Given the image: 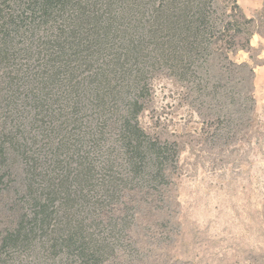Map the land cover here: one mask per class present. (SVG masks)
<instances>
[{"label":"rangeland","instance_id":"rangeland-1","mask_svg":"<svg viewBox=\"0 0 264 264\" xmlns=\"http://www.w3.org/2000/svg\"><path fill=\"white\" fill-rule=\"evenodd\" d=\"M23 1L0 18V264H264V0Z\"/></svg>","mask_w":264,"mask_h":264},{"label":"trees","instance_id":"trees-1","mask_svg":"<svg viewBox=\"0 0 264 264\" xmlns=\"http://www.w3.org/2000/svg\"><path fill=\"white\" fill-rule=\"evenodd\" d=\"M101 0H97V2H99ZM22 2H24L23 0H0V18L2 17L1 13L7 9H5V7H9L10 9H12V11L14 10H19L22 8ZM52 0H25V3H28V6H30V9H34L35 5L40 4L41 7H45V4L47 3H51ZM86 2V0H85ZM87 3V2H86ZM90 3V2H89ZM7 7V8H8ZM26 10H29V8H26ZM74 12H75V20L76 21V25H77V37H76V41L77 43H79L80 41H83V43L85 45H80V46H85L86 49H90L92 48V46L97 47L96 52L100 51V53L104 52L106 48L110 47L111 45V41H110V33H111V22H107L103 23L101 21H103V17H99L98 15H94V13H92L91 15L86 13L84 10L80 9V5L77 8H74ZM106 19V18H104ZM109 19H111V17H109ZM34 40V38L32 39ZM11 42L10 38L8 36L6 37H0V56L1 54H7L9 49V43ZM32 43H36V41H32ZM126 47H128V51H132L131 48H129V45H126ZM99 53V54H100ZM118 74L117 72L114 74L116 75ZM76 102H78V99ZM91 100V99H90ZM76 104V103H75ZM74 104V105H75ZM136 156V155H135ZM140 157L136 156V158L138 157V161H135V163H139V165H141V159H142V155H139ZM146 160V158H145ZM143 160V162L145 161ZM141 162V163H140ZM137 163V164H138ZM79 185V184H78ZM80 187V186H79ZM70 189V188H69ZM66 190V195L69 196L71 195L70 190ZM80 189V188H79ZM77 191V190H75ZM76 194V193H75ZM45 208L43 209L45 212L46 210H48V206H47V202L44 204ZM45 214V213H44ZM106 250V249H105ZM105 250L104 248H100V250L98 248H93V251H91V253L87 252L88 248H84L83 250V258H84V262H87L89 264H97L99 263L105 256Z\"/></svg>","mask_w":264,"mask_h":264}]
</instances>
